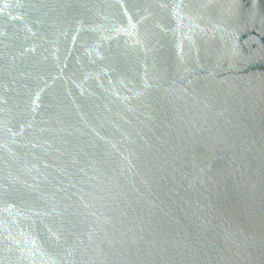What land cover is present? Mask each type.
<instances>
[{
    "label": "water",
    "instance_id": "1",
    "mask_svg": "<svg viewBox=\"0 0 264 264\" xmlns=\"http://www.w3.org/2000/svg\"><path fill=\"white\" fill-rule=\"evenodd\" d=\"M0 264H264V0H0Z\"/></svg>",
    "mask_w": 264,
    "mask_h": 264
}]
</instances>
